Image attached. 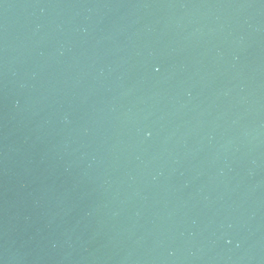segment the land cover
I'll use <instances>...</instances> for the list:
<instances>
[{
	"label": "water",
	"instance_id": "1",
	"mask_svg": "<svg viewBox=\"0 0 264 264\" xmlns=\"http://www.w3.org/2000/svg\"><path fill=\"white\" fill-rule=\"evenodd\" d=\"M0 264H264V0H0Z\"/></svg>",
	"mask_w": 264,
	"mask_h": 264
}]
</instances>
